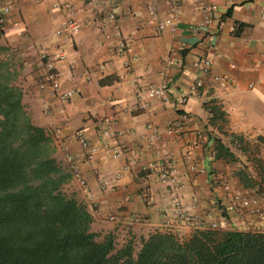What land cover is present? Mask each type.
Listing matches in <instances>:
<instances>
[{
    "label": "crops",
    "instance_id": "0c3cea01",
    "mask_svg": "<svg viewBox=\"0 0 264 264\" xmlns=\"http://www.w3.org/2000/svg\"><path fill=\"white\" fill-rule=\"evenodd\" d=\"M208 1L220 15L197 32L189 27L202 19L200 0H100L97 5L90 0H15L5 16L0 58L21 91L23 108L48 137L59 132L63 145L50 141L56 162L62 166L66 154L80 158L84 186L68 175L63 187L89 212L90 231L110 234L118 246L129 243L137 249L154 232L184 239L211 224L221 230L264 231V21L259 18L264 0ZM64 2L70 4L69 16L79 30L63 46L67 59L55 63L62 85L77 90L62 106L38 92L35 79L42 72L40 51L51 53L63 42L54 30L68 17ZM109 11L112 19L107 18ZM168 12L176 18L174 33L156 29L155 19ZM120 41L126 44L123 50ZM170 50L175 53L166 66ZM207 57L211 64L204 74L201 61ZM165 69L166 98L140 99L139 90L157 85ZM213 76L228 78L230 85L215 87ZM212 104L223 112L213 123L208 111ZM109 114L127 132L118 140L120 152L112 159L97 150L90 165L73 132L83 129L89 143L97 145V119ZM148 123L158 134L153 144L143 138ZM170 123L179 125L177 134L166 132ZM219 143L232 156H217ZM163 149L176 160L177 195L186 220L174 214L168 188L157 180ZM186 151L202 172L195 175L184 168ZM100 177L113 183V190H101ZM232 192L255 198L263 216L250 214L247 207L220 212Z\"/></svg>",
    "mask_w": 264,
    "mask_h": 264
},
{
    "label": "trees",
    "instance_id": "16d2710c",
    "mask_svg": "<svg viewBox=\"0 0 264 264\" xmlns=\"http://www.w3.org/2000/svg\"><path fill=\"white\" fill-rule=\"evenodd\" d=\"M208 111L210 122L222 119L216 105ZM216 155L232 156L220 143ZM67 179L0 58V264H264V231L154 232L136 251L117 246L90 231L89 212L63 190Z\"/></svg>",
    "mask_w": 264,
    "mask_h": 264
},
{
    "label": "built area",
    "instance_id": "2783aa9c",
    "mask_svg": "<svg viewBox=\"0 0 264 264\" xmlns=\"http://www.w3.org/2000/svg\"><path fill=\"white\" fill-rule=\"evenodd\" d=\"M15 0H0V24L1 26L5 22V16L9 12L11 4ZM100 0H90L93 5H97ZM200 9L202 10L203 16L199 22L193 24L191 30L194 32L199 31L203 26L211 24L214 20L219 17L217 11V6L214 2L208 0H200ZM262 10L259 12V18L264 21V1L262 3ZM63 8L68 14L59 26L54 30V34L57 36H62V43L55 48L51 53L46 51H40L39 59L42 61V72L35 79L36 90L40 93L47 95L52 100L57 101L60 105L64 106L70 102L73 96L77 93V90L70 87H64L61 83L59 73L55 67L56 62H62L67 59V52L63 48L64 44H70L73 40L74 35L79 30V24L74 20L69 13L71 12V6L68 2L63 3ZM150 20H154L155 13L152 5L147 8ZM107 18L112 19L113 13L109 11L107 13ZM156 29L158 31L168 30L171 33L176 32V18L173 12H168L163 17L155 19ZM126 44L123 41L118 43V48L123 50ZM175 53V50H170L169 54L165 60L166 66L171 62V57ZM70 63H73L70 61ZM211 64L210 58H204L201 61V70L204 74H207ZM215 87L225 88L230 85V80L224 76H213ZM196 86L201 85L199 80L195 82ZM168 89V74L167 69L162 73V80L155 86H149L139 90L138 97L140 99H165ZM183 98L180 99V102ZM144 104V103H143ZM48 104L43 101V111L48 112ZM145 105V104H144ZM97 132L96 141L97 145H92L89 143L84 130L76 129L73 135L83 152V160L88 164L93 163V154L99 150L106 153L110 158L114 159L118 156L120 150L118 146V140L124 136L127 132L122 130L117 126L116 118L113 114L104 115L97 119ZM147 133L143 138L149 143L153 144L158 139V134L156 128L148 123L145 126ZM167 133H178L179 125L170 123L166 126ZM50 141L55 142V145L61 147L63 145V140L59 135L57 130H53L49 136ZM158 159L162 162V167L157 174V180L159 183L163 184L168 188L169 191V205L174 214L181 220L188 219V214L183 206H181L178 199V189H179V178L175 173L176 160L173 154L165 149L161 151L158 155ZM80 158L72 155L66 154L63 158V170L69 175L70 178L74 179L78 185L84 186L85 182L80 174L79 169ZM181 162L184 168L192 174H198L202 172V167L198 164V161L186 151L181 157ZM118 176L115 175L113 178L116 179ZM101 190H113L114 184L108 182L104 178H99L98 181ZM91 207H97L95 202H92ZM248 208L250 214L256 217L263 216V210L255 198H248L241 192H232L228 195L226 202L220 207V212L226 214L238 213L242 208ZM108 220H113L114 216L112 214H106ZM210 229L215 228V224H211Z\"/></svg>",
    "mask_w": 264,
    "mask_h": 264
},
{
    "label": "rangeland",
    "instance_id": "374dc122",
    "mask_svg": "<svg viewBox=\"0 0 264 264\" xmlns=\"http://www.w3.org/2000/svg\"><path fill=\"white\" fill-rule=\"evenodd\" d=\"M63 190L67 193V194H69V195H72L68 190H66L64 187H63ZM215 229V228H214ZM99 234V233H98ZM99 235H102V234H99ZM117 245V244H116ZM118 246V245H117ZM134 248V247H133ZM139 248V247H138ZM137 248V249H138ZM137 249H135L134 248V250L136 251Z\"/></svg>",
    "mask_w": 264,
    "mask_h": 264
}]
</instances>
